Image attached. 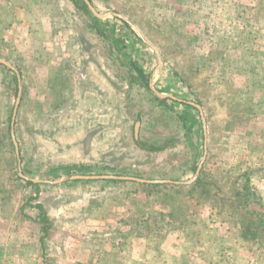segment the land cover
<instances>
[{
  "label": "rangeland",
  "instance_id": "rangeland-1",
  "mask_svg": "<svg viewBox=\"0 0 264 264\" xmlns=\"http://www.w3.org/2000/svg\"><path fill=\"white\" fill-rule=\"evenodd\" d=\"M90 2L102 27L125 39L123 50L112 46L111 55L108 42L83 37L89 17L72 0H0V57L19 87L15 97L13 73L0 65V128L20 92L11 129L19 153L0 144L8 264H45L31 203L48 212V255L58 264H264V237L248 241L241 231L245 213L264 216V0ZM130 61L150 89L132 84ZM135 137L167 147L148 151ZM75 164L90 166L88 175L170 182L67 183L72 176L55 170ZM202 171L212 194L194 185ZM245 172L259 199L236 211L224 198ZM15 174L46 185L27 186ZM29 195L36 198L26 204ZM20 240L35 241L33 260L10 251Z\"/></svg>",
  "mask_w": 264,
  "mask_h": 264
},
{
  "label": "trees",
  "instance_id": "trees-1",
  "mask_svg": "<svg viewBox=\"0 0 264 264\" xmlns=\"http://www.w3.org/2000/svg\"><path fill=\"white\" fill-rule=\"evenodd\" d=\"M75 5L86 15L89 17V23H88V27L86 28V31L89 33L83 37H85L86 39H91L93 37H95L99 43H106L108 42L110 44V47L108 48L110 51V54H112V48L116 47L119 50H123L125 48V39L121 38V37H114L113 33L115 32V26L112 29L109 28H103L102 27V20L95 16V14L93 13V11L90 9L88 3L85 0H72ZM123 22H125L123 20ZM124 44V45H121ZM70 45V44H69ZM114 46V47H112ZM91 48L90 44L86 43L85 45H83V48ZM71 48V47H70ZM83 48L80 47L81 51H83ZM110 57V56H109ZM115 60V59H114ZM98 61V60H97ZM97 64V62H96ZM124 65H128V68L130 69L129 71V75L132 77V84L138 83L140 82L143 86H145L146 88L150 89L149 87V83L146 82V75L145 72L136 65L135 62L130 61L128 63H123ZM0 65H3L4 67H6L7 69H9L12 73H13V77H14V81H15V92H14V96L17 97L18 95V91H19V87H18V78H17V74L14 71V69L12 67H9L3 63L0 62ZM131 65V67H130ZM131 69L133 71H131ZM91 79H87V80H83L82 86H88L91 84ZM97 94V93H96ZM172 99V98H171ZM159 100H161L162 102H166L167 99L166 98H159ZM175 100V99H174ZM176 101H180L183 102L187 107H196L194 106L192 103H190L189 101H181V100H177ZM197 109V108H196ZM13 111L14 108H11L10 114L8 119H6L5 121H2V124H7L6 128H0V144H4V142L6 143L7 146H9L13 151H15L16 146L14 143V139H13V135H12V127H13V119H12V115H13ZM19 116V115H18ZM182 120L183 123L185 125V128L187 130H191L192 125L194 124V122L192 121V117L189 114H184L182 115ZM1 121V120H0ZM16 127L18 126V119H16L15 124ZM136 143L143 149L148 150V151H160L163 150L167 147V145H165V143L161 144V145H154V144H148L146 142L141 141L138 137H135ZM20 145V143H19ZM55 168V167H54ZM194 171H197L198 166L197 165H193L192 166ZM55 170H61L63 175H71L74 176L75 174L77 175H88L87 173L91 172L92 168L90 166L87 165H83V164H75V165H64L61 167H56ZM90 175V174H89ZM206 174L204 173V171H202L200 173V175L198 176V178L194 181V185H198V186H202V188L204 187V193L208 194L211 193L212 194V188L208 187V184H212V181H207L206 180ZM16 176V180L19 181H24L25 184L27 186H33L35 188H40L41 185H46V183H44L41 180L35 181L33 178L31 179H27L23 176H20L18 174H15ZM240 179L244 178V183L242 185L241 188H239L238 190H236V193L232 196L227 197L226 199L224 198V200H226V202L229 203L230 207L235 208V210L237 211V209H240L242 207H246L250 205V203L253 200H258L259 196L257 194V192L251 188V173L249 172H245L244 174L241 175V177H237V179L234 180V184L236 185ZM102 180V178H90V179H69L68 181H66L67 183H79V182H94V181H99ZM108 181H114V182H123L126 181L125 179H107ZM9 183V182H8ZM7 182H3L2 184V188L7 187L8 184ZM141 185L144 186H151V187H159V186H166L167 184H163V183H149V182H141L139 183ZM174 186L177 184H173ZM28 200L26 201V204H30V200L35 199L36 197H32L31 195L28 196ZM36 206L38 213H36V215L34 217H30V219L32 221H34L35 223L40 224L41 227V235H40V239L39 242L42 245L41 248V257L44 260L45 264H58V262L52 258L49 257V253H48V248H47V242L48 239L50 237V228L52 227V225H50V219H49V215L48 212L45 208V206L41 203H37V204H30V207H34ZM26 205L22 210L24 211V209L26 210ZM235 210L233 212H235ZM247 213H245V215L242 216V224H241V231H242V236L248 240V241H257L259 238L264 237V221H263V217L261 216L260 213H258L255 210H252L250 212V216H255V217H250V216H246ZM27 216V215H26ZM263 226V227H262ZM151 233L153 231V229H149ZM72 264H88V263H84V262H75Z\"/></svg>",
  "mask_w": 264,
  "mask_h": 264
},
{
  "label": "water",
  "instance_id": "water-1",
  "mask_svg": "<svg viewBox=\"0 0 264 264\" xmlns=\"http://www.w3.org/2000/svg\"><path fill=\"white\" fill-rule=\"evenodd\" d=\"M90 9L93 11V13L99 17H104L103 14L99 13L97 11V9L94 7V5L90 2V0H85ZM0 62L9 66V67H13L9 62H7L6 60H4L3 58L0 57ZM160 96L162 97H172V98H175L173 95L171 94H163V93H159ZM19 102H20V92H19V97L17 99V103H16V107H15V111H14V116L16 115V112H17V108H18V105H19ZM192 103V102H191ZM193 105H196L199 109H201V106L198 105V104H195V103H192ZM12 135H13V139H14V143H15V146H16V150H17V153H19V146H18V142L16 140V136L14 134V132H12ZM201 169V166L199 167L198 169V172L200 171ZM71 178L73 179H90V178H106V179H113V178H116V179H134V180H137V181H141V182H151V183H164V182H170V180H146V179H141V178H136V177H130V176H116V175H74L72 176ZM35 181H38L39 179H34Z\"/></svg>",
  "mask_w": 264,
  "mask_h": 264
},
{
  "label": "crops",
  "instance_id": "crops-1",
  "mask_svg": "<svg viewBox=\"0 0 264 264\" xmlns=\"http://www.w3.org/2000/svg\"><path fill=\"white\" fill-rule=\"evenodd\" d=\"M12 234V233H11ZM0 235H3V234H0ZM18 236V235H17ZM17 236H14V238H15V240H16V238L18 239V237ZM14 240V241H15ZM21 241V240H20ZM33 242H35V241H33ZM33 242L32 241H21L20 243H19V241H17V242H15V245H17V247H15L14 249H12V250H10V251H12L13 253H19L20 254V256H21V258L23 259V260H25V261H30V260H33L32 258L35 256H33V251L34 250H32L31 251V247L30 246H32V244H33ZM31 243V244H30ZM0 244H1V241H0ZM29 245V246H27V245ZM22 245V246H21ZM33 247H34V244H33ZM32 249H34V248H32ZM76 249L77 250H79V252L80 251H82V249H81V243L79 242V240H78V243H76ZM90 249H92L91 251H92V254H93V252H96V250L94 249V248H90ZM2 251V249H0V264H8V263H10V260H9V262L6 260V256H7V253H3V252H1ZM10 251H8V252H10ZM91 255V254H90ZM80 260V259H79ZM79 260H77V261H79ZM89 260H91V259H89ZM94 261H96V260H94ZM11 262H12V260H11ZM91 262V261H90ZM89 262V263H90Z\"/></svg>",
  "mask_w": 264,
  "mask_h": 264
}]
</instances>
